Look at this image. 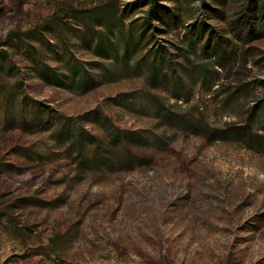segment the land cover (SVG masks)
<instances>
[{"label":"rangeland","instance_id":"1","mask_svg":"<svg viewBox=\"0 0 264 264\" xmlns=\"http://www.w3.org/2000/svg\"><path fill=\"white\" fill-rule=\"evenodd\" d=\"M164 2L139 35L144 0H0V264H264V0ZM63 117L135 154L88 162Z\"/></svg>","mask_w":264,"mask_h":264},{"label":"trees","instance_id":"2","mask_svg":"<svg viewBox=\"0 0 264 264\" xmlns=\"http://www.w3.org/2000/svg\"><path fill=\"white\" fill-rule=\"evenodd\" d=\"M166 0H144L145 4H149L148 8L146 9V16L143 18L142 23L139 24L142 29L141 33L139 35H142L143 32L150 29L151 25H154V23H158L160 25H167L171 19H175V12L169 11V8L167 4H165ZM207 6V5H205ZM251 6V7H250ZM249 7L252 9V11L257 9L256 3H252ZM109 9V8H107ZM107 14L104 11H91L90 16L97 17V18H106L107 15H112L108 10ZM255 12V11H254ZM205 15V14H204ZM207 15V14H206ZM48 23L55 25L57 30L61 33V35L66 34L64 32V25L61 19H59L58 14H54ZM154 28V31H163V28H160L158 26H152ZM198 31V35L206 36L203 42L204 50H214L217 52V50H220L221 53H227L228 48L226 49L224 46H221L220 44H215V39L220 41V34L217 32V30H214L213 28L209 27L204 20L201 21H194V23L191 24V28L189 31ZM134 34L130 33L129 37H125L122 42V50L123 54L127 55L128 51L131 46L132 39L134 38ZM198 40V39H197ZM200 40V38H199ZM231 51V50H230ZM116 52H119V48H116ZM3 51H0V54H2ZM170 62L172 61L171 55H169ZM45 63V62H44ZM46 67L53 71V73L56 74L57 80L60 81L63 84H67L69 81L67 80H76L79 81L82 84H89L93 79V69H89L87 67L86 61H78L77 59L71 57L66 58L65 65L67 66V69L72 70L74 72L73 75L67 76V74H64L60 72L56 67L50 66L49 64L45 63ZM158 70V66L155 64V61L153 60V63L151 64V71L156 73ZM62 76V77H61ZM59 79V80H58ZM20 98V97H19ZM23 98V96H22ZM20 98V99H22ZM19 99V100H20ZM58 133L60 136L63 137V139H68V147L70 150H75L77 155L84 157L88 162H92L93 160L102 159L105 156V153L126 157L132 156L135 154L133 148L125 144L121 146V148H116L113 150L112 143L104 141L102 142L99 140V138L93 134H90L88 131L84 130L82 126L78 125L75 120H73L71 117H63V119L60 120V124L58 126ZM122 134V131L117 129L114 133V137H118ZM114 141V139H112ZM88 141H92L94 144L92 155L87 156L85 154L86 149V143ZM112 141V142H113Z\"/></svg>","mask_w":264,"mask_h":264}]
</instances>
